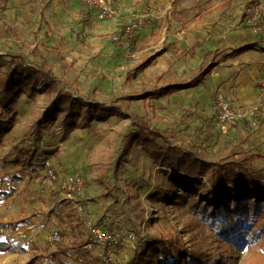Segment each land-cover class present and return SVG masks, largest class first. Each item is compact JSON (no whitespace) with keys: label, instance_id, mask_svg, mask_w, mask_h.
I'll list each match as a JSON object with an SVG mask.
<instances>
[{"label":"rangeland","instance_id":"1","mask_svg":"<svg viewBox=\"0 0 264 264\" xmlns=\"http://www.w3.org/2000/svg\"><path fill=\"white\" fill-rule=\"evenodd\" d=\"M247 2L235 0L220 12L223 0H121L118 16L96 21L77 0H0V55L17 54L33 63L44 60L56 78V91L79 99L81 105L78 120L72 110L53 108L56 91H45L49 84L39 80L34 97L20 94L11 112L0 110V121L5 123L0 137V224H13L0 228V243L25 247L24 252L0 251V264H27L36 258L34 264H60L49 256L54 248L45 243V237L51 229L61 228L58 215L69 209L61 185L70 176L84 179L76 197L84 213L96 225L103 217V224L113 230L112 257L118 264L138 248V239L128 237L134 230L139 237L178 235L187 248L215 259L264 264L260 248L228 251L189 212V204L177 202L175 196L176 204L161 202L166 190L182 193L179 174L157 166L139 144L123 150L125 138L135 129L133 116L166 131V143L159 141L165 149L196 147L208 162L231 156L217 132L203 131L197 117L200 112H217L218 91L210 87L207 75L212 69L205 53L215 47L214 36L231 32ZM223 20L228 23L221 29L219 24L213 26L212 21ZM133 25L136 28L128 32ZM175 49L189 54L181 57ZM147 58L153 64L141 68ZM5 63L0 62V69ZM199 70L205 71L201 82L187 88ZM173 86L178 90L148 96ZM256 93L259 100V89ZM224 97L237 113L246 110ZM18 152L33 155L34 164L12 178V167L2 164L7 155ZM45 158L58 177L53 183L45 177ZM255 166L264 167V159ZM203 182L210 185L208 177ZM69 235L70 231L62 241ZM83 250L88 248L60 260L63 264L90 263V259L101 263L90 249L88 255Z\"/></svg>","mask_w":264,"mask_h":264},{"label":"trees","instance_id":"2","mask_svg":"<svg viewBox=\"0 0 264 264\" xmlns=\"http://www.w3.org/2000/svg\"><path fill=\"white\" fill-rule=\"evenodd\" d=\"M223 2L230 4L232 1L223 0ZM250 4L257 5L258 1L251 0ZM180 54L184 55L185 51ZM6 58L8 61L5 63ZM39 61L40 63H33L17 54L0 55V62L5 63V66L0 69L1 111L11 112L14 100L20 94L34 97L40 84L39 80L49 84V87L44 88L45 91L49 93L56 91L58 84L55 76L48 70L44 60ZM152 64L153 59L147 58L141 68ZM23 74L26 75L25 78ZM204 74L205 71H202L201 76L196 78L190 87L199 83ZM178 88L177 86L161 88L148 96L160 97L164 92L166 94ZM56 105L61 108V111L76 112L75 120L79 119L78 113L81 110L79 99L62 93L59 89L52 101V107L56 108ZM114 109L118 108L114 107ZM200 124L203 128L201 126L199 128L203 131L204 129L213 131L210 123ZM131 125L135 129L125 138L123 150H127L131 144H139L146 153L150 154L157 166L165 171L176 172L180 176L181 181L178 187L182 193L176 194L173 190H166L162 193L161 202L176 204L179 201L189 204V212L196 216L208 231L229 249L228 251L232 249L243 251L246 247H256L264 251V193L261 194L264 190V167L255 166L257 160L264 159L263 153L255 150L244 151L231 154L229 158L208 162L201 159L196 152V147L169 146L165 149L159 141L166 143V131L156 129L141 118L131 116ZM4 127L5 123L0 121V137ZM33 164V155L18 152L11 156L7 155L2 166L5 168L11 166V177L18 178V174L23 170H31ZM115 164L119 165L118 162ZM208 164L211 165L210 169ZM204 177L209 178V186L203 182ZM241 187L247 188L242 191ZM8 196L10 195L5 194V197ZM173 196L177 202L172 200ZM67 208H69L67 211L60 212L58 215L59 226L62 228L58 229L60 242L53 245L54 251L49 254L60 264H63L60 260L61 256H69L74 252L80 255V251L85 249L87 244V231L83 222L68 202ZM103 220V217L97 220V224L102 227L108 226L109 224H103ZM12 226V223L0 224V228ZM68 231H70L69 239L64 242L62 240L67 237ZM131 232L138 239V248L134 255L126 258L123 264H157V261L160 264H235L231 258L215 259L201 250L187 248L178 235L139 237V233L135 230ZM0 251L24 252L25 247L14 248L0 243ZM83 251L85 255L91 253L89 249ZM37 260L38 258L27 264H34ZM81 264H95V262L90 259V263L84 261Z\"/></svg>","mask_w":264,"mask_h":264},{"label":"crops","instance_id":"3","mask_svg":"<svg viewBox=\"0 0 264 264\" xmlns=\"http://www.w3.org/2000/svg\"><path fill=\"white\" fill-rule=\"evenodd\" d=\"M230 1H232L230 4L223 2L220 5L222 8L220 12H225L235 0ZM250 1L241 6L240 20L231 28V32L229 34L219 32L218 36H214L213 38L217 40L216 45L213 44L215 47L205 53L206 57H210L208 66L212 69L207 75L211 89L214 88L218 93L224 94L234 101L239 109L246 110L256 106L255 103L259 98V94L256 93L259 89V81L264 78V47H262L264 40V0L261 2L257 0V5L250 4ZM86 11L92 19H95L89 9L86 8ZM256 11L260 12L258 18L254 16ZM212 23L215 24L213 26L219 24V29H221L222 24L225 25L228 21L223 20L218 21V23L212 21ZM253 26H257L259 30H254ZM183 51L185 54L181 55L180 53ZM175 53L181 57H186L189 54L186 49L181 51L175 49ZM201 72L199 70V74L190 82L200 77ZM197 85L198 83L187 88H193ZM207 106L209 105L207 104ZM216 116L215 111L213 113L200 112L197 119L200 123L211 124L212 130H215L219 135V140L227 145L229 153L232 151L233 155L234 153L255 150L264 154V118L253 120L246 117L247 123L229 125L218 123Z\"/></svg>","mask_w":264,"mask_h":264},{"label":"built area","instance_id":"4","mask_svg":"<svg viewBox=\"0 0 264 264\" xmlns=\"http://www.w3.org/2000/svg\"><path fill=\"white\" fill-rule=\"evenodd\" d=\"M81 2L87 9H89L96 21H105L110 18L118 16L117 5L121 0H77ZM255 18L260 16V12L256 11ZM254 18V19H255ZM254 30H259L257 26H253ZM136 28L133 25L131 28H127L128 32ZM116 40V39H115ZM264 47V40L262 42ZM260 101L258 105L253 106L244 112L237 113L229 101L221 94L217 93L215 97V108L217 109V121L220 124L233 125L235 123H246V117L257 119L264 118V78L259 83ZM42 165L44 167L45 177L49 183H53L58 180L57 174L52 169L50 160L48 158L43 159ZM84 186V179L80 176H70L62 182L61 188L64 193L65 199L68 201L71 208L82 218L83 224L87 231V244L85 248L90 249L93 254L99 259V262L103 264H118L112 257L114 246L116 244L115 234L113 230L106 226L102 227L96 225L91 221V217L84 213L83 207L77 202L76 197L81 194L82 187ZM133 240V235H128ZM60 234L57 229H51V231L45 237V243L49 245H55L60 242Z\"/></svg>","mask_w":264,"mask_h":264},{"label":"bare ground","instance_id":"5","mask_svg":"<svg viewBox=\"0 0 264 264\" xmlns=\"http://www.w3.org/2000/svg\"><path fill=\"white\" fill-rule=\"evenodd\" d=\"M255 191V190H254Z\"/></svg>","mask_w":264,"mask_h":264}]
</instances>
